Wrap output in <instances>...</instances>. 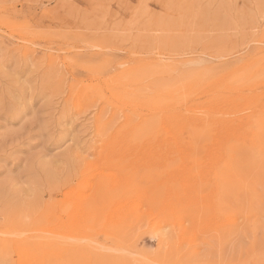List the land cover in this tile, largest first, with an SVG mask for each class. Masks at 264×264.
<instances>
[{"label": "rangeland", "instance_id": "1", "mask_svg": "<svg viewBox=\"0 0 264 264\" xmlns=\"http://www.w3.org/2000/svg\"><path fill=\"white\" fill-rule=\"evenodd\" d=\"M250 121L264 0H0V264H264V158L203 144Z\"/></svg>", "mask_w": 264, "mask_h": 264}, {"label": "bare ground", "instance_id": "2", "mask_svg": "<svg viewBox=\"0 0 264 264\" xmlns=\"http://www.w3.org/2000/svg\"><path fill=\"white\" fill-rule=\"evenodd\" d=\"M192 82L191 83H187L186 85H184L183 88H184V92L186 94L187 93L190 94V92L194 88L196 89V86H194ZM256 102H257V100H256ZM161 103L163 104V101H161ZM164 103H165V101H164ZM195 119L193 121H191V120L188 121V123L189 122L193 123L194 126H192V128L190 130H185L186 133L187 132H192V134L188 133L187 139H183L182 136L177 135V134L176 135L175 134H170L169 135V134L166 133L167 135L164 138L156 139L155 140V144L161 145V146L167 145L169 147H174L175 148L174 150H176V151H189V150L193 151V150H195V148L200 147V145H198L199 143H197L200 140V127H202L203 124H204L205 127H209L210 125L207 126V125H205L206 123L203 122L202 126H200L201 123L197 124V122H200V118L195 116ZM251 125L253 126V122L252 121H250V122H241L239 127H237V129L235 128L236 131L234 130L232 133H228V131L225 129L228 125H226V126H218L217 127L218 130H216V131L213 130L211 132L210 137L211 136L214 137V139H212L213 141H211V143H206L205 142L203 144L210 146V148L211 147L214 148L215 153H216L214 155V159L218 160L217 170H218V168H223L224 167L223 168L224 171L226 170V171L229 172L231 170V172H232V170H234V169H236L238 167L250 166V164L252 165L253 163L259 161L262 158H264V133L258 128V125H256V124H255V128H254L253 133L250 132L249 127ZM216 126L217 125H214L213 127H216ZM187 128H189V126ZM209 131H210L209 128L205 129V132H204L203 135L207 136ZM183 137H185V135ZM196 137L198 139H194ZM213 137H211V138H213ZM246 139L250 142V144L249 145L248 144H246V145L244 144L245 146L243 145L241 147L242 142L247 143L245 141ZM140 140L141 139L139 138L137 140V142L140 141ZM215 160H214V162H215ZM236 173H238V172H236ZM177 224H179V223H177ZM9 244H11V247H13V249L15 251L19 252V254H20L21 250H26V245H30L24 239L5 240V239L0 238V248L1 249H6V247ZM58 244H59V242L56 243L53 240L45 241L44 244L40 245V248H42L43 250H46L45 248H49L51 246L54 247V246H56ZM67 253H69V251ZM40 260H41V258H40Z\"/></svg>", "mask_w": 264, "mask_h": 264}]
</instances>
